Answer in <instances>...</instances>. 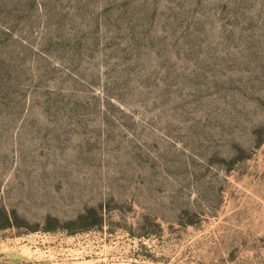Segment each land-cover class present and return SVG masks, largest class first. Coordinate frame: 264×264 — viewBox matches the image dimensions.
I'll list each match as a JSON object with an SVG mask.
<instances>
[{"label":"rangeland","instance_id":"374dc122","mask_svg":"<svg viewBox=\"0 0 264 264\" xmlns=\"http://www.w3.org/2000/svg\"><path fill=\"white\" fill-rule=\"evenodd\" d=\"M0 212V264H264V0H0Z\"/></svg>","mask_w":264,"mask_h":264},{"label":"trees","instance_id":"16d2710c","mask_svg":"<svg viewBox=\"0 0 264 264\" xmlns=\"http://www.w3.org/2000/svg\"><path fill=\"white\" fill-rule=\"evenodd\" d=\"M15 219V216L10 217L7 213L0 212V230L11 229L12 223ZM55 223H57V221L55 222L53 219H48V226L42 231L47 234L55 233V230L52 228ZM101 224L102 217L97 216L94 210H89L85 214L79 215L75 220L62 224L61 226L65 229L68 236H73L78 233L86 232L94 227L100 226Z\"/></svg>","mask_w":264,"mask_h":264}]
</instances>
